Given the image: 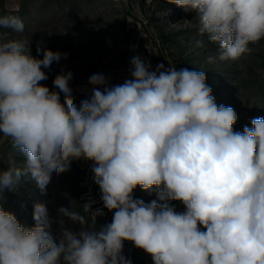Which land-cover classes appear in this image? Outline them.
Instances as JSON below:
<instances>
[{
	"label": "clouds",
	"instance_id": "9594fccd",
	"mask_svg": "<svg viewBox=\"0 0 264 264\" xmlns=\"http://www.w3.org/2000/svg\"><path fill=\"white\" fill-rule=\"evenodd\" d=\"M168 2L196 13L198 34L218 45L210 64L237 61L264 39V0ZM24 28L21 17L0 15V134L25 158L23 168L0 170V200L21 177L46 194L54 172L83 158L94 162V182L114 215L79 233L60 220L57 242L44 203L34 204L32 227L0 204V264H132L122 254L125 241L153 264H264V117L234 131L237 113L217 105L206 72L164 64L152 71L138 55L123 84L109 87L103 74L90 76L91 97L78 108L71 71L55 76L59 91L40 83L48 79L43 69L68 54L38 46L43 58L34 57L28 40L12 36ZM137 187L184 210L136 199ZM83 210L94 219L104 214L90 204ZM59 213L86 222L72 209Z\"/></svg>",
	"mask_w": 264,
	"mask_h": 264
},
{
	"label": "rangeland",
	"instance_id": "374dc122",
	"mask_svg": "<svg viewBox=\"0 0 264 264\" xmlns=\"http://www.w3.org/2000/svg\"><path fill=\"white\" fill-rule=\"evenodd\" d=\"M6 14L22 18L24 31L12 36L28 40L34 57L43 58V52L36 51L38 46L68 54L53 62L49 69H43L48 79L40 83L59 91L53 85L55 76L71 71L69 86L78 108L82 100L91 97L90 76L103 74L109 87L123 84L132 79L130 60L138 55L150 63L152 71L158 64H164L165 68L206 72V84L212 88L217 105L230 106L237 113L234 131L242 132L244 126L251 127L253 118L264 117V39L250 45L252 52L237 61L210 64L208 57L216 54L218 45L198 34L196 13L185 12L168 0H0V15ZM197 40H203L204 46L197 47ZM60 99L63 103L62 92ZM24 159L11 139L0 134V170L23 168ZM93 167L91 160H73L69 171L52 174L46 194H41L35 181L21 177L12 190H5L0 204L21 225L32 227L34 204L44 203L51 221L48 231L57 242L60 220L64 221V228L76 233L98 230L111 223L114 210L104 207L101 190L94 182ZM133 196L145 203L157 200L169 203L178 212L184 210L178 201H159L156 191L137 187ZM85 204L104 214L94 219L93 212H84ZM61 207L83 215L85 224L61 216ZM122 254L132 264H153L149 254L128 241Z\"/></svg>",
	"mask_w": 264,
	"mask_h": 264
}]
</instances>
